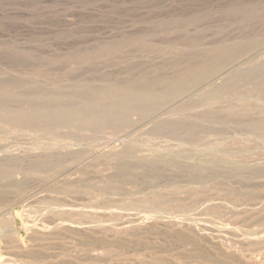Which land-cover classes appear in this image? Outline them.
Returning <instances> with one entry per match:
<instances>
[{
  "label": "rangeland",
  "instance_id": "obj_1",
  "mask_svg": "<svg viewBox=\"0 0 264 264\" xmlns=\"http://www.w3.org/2000/svg\"><path fill=\"white\" fill-rule=\"evenodd\" d=\"M89 91L172 97L101 127L0 114V264H264V0H0V110Z\"/></svg>",
  "mask_w": 264,
  "mask_h": 264
},
{
  "label": "bare ground",
  "instance_id": "obj_2",
  "mask_svg": "<svg viewBox=\"0 0 264 264\" xmlns=\"http://www.w3.org/2000/svg\"><path fill=\"white\" fill-rule=\"evenodd\" d=\"M218 49V48H217ZM262 49V48H261ZM224 51V50H223ZM253 51V50H252ZM222 52V51H221ZM215 53H217L216 51H215ZM248 53V52H247ZM221 54V53H220ZM227 56V55H226ZM230 57V56H229ZM212 59V58H211ZM215 59V58H214ZM230 60V59H229ZM216 61V60H215ZM205 65V64H204ZM200 67V66H199ZM209 67V66H208ZM219 68V67H218ZM200 69V68H199ZM189 74H191V73H189ZM184 75H186V74H184ZM193 75V74H192ZM198 75V74H197ZM203 76V75H202ZM192 77V76H191ZM186 78H188V77H186ZM209 78V77H208ZM202 79V77H201V75H199V77H194L193 79H191V82H189V84H191V85H195V84H198L199 82H200V80ZM25 81V80H24ZM187 81H189V80H187ZM184 82V81H183ZM186 82V81H185ZM177 83H179V82H177ZM181 83V82H180ZM143 84V83H142ZM182 84V83H181ZM180 84V85H181ZM184 84V83H183ZM186 84H188V83H186ZM188 84V85H189ZM210 84V83H209ZM27 85H29V84H27ZM95 85V84H94ZM167 85V84H166ZM170 85V84H169ZM172 85V84H171ZM170 85V86H171ZM178 85V84H177ZM177 85H176V87H177ZM187 85V86H188ZM213 85H215V84H213ZM21 86V85H20ZM77 86H79V85H77ZM99 86V85H98ZM169 86V87H170ZM175 86V85H174ZM196 86V85H195ZM42 87V86H41ZM72 87V86H71ZM112 87V86H111ZM189 87V86H188ZM187 87V88H188ZM190 87H192V86H190ZM147 88V87H146ZM164 88V87H163ZM174 88V87H173ZM187 88L186 87H180L179 89H176V91L178 90L180 93H184L186 90H187ZM31 89V88H30ZM25 90V89H24ZM23 90V91H24ZM37 90V89H36ZM49 90H51V89H49ZM116 90V92H117V88L115 89ZM150 90V89H149ZM190 90V89H189ZM47 91V90H46ZM86 91V90H85ZM84 91V92H85ZM222 91V90H221ZM6 92V91H5ZM9 92V91H8ZM30 92V91H29ZM37 92V91H36ZM40 91H38V93H39ZM67 92H69V91H67ZM83 92V93H84ZM90 93H89V96H90V94H91V91H89ZM112 92H113V90H112ZM171 92H172V90H171ZM10 93V92H9ZM37 93V94H38ZM52 93V92H51ZM86 93H88V92H86ZM93 93V92H92ZM95 93L96 92H94V94H91L92 96H90V97H92L93 98V102H91L92 100H90V99H88L89 101H90V103H86V105L85 106H81V107H77V108H74V109H70V105H72L73 103H72V101H75L74 99H76L77 97H74V98H71V99H69V102L70 103H72V104H70L69 105V109H67V108H64V107H62V105L60 106V102H64V100L62 101V98H57V99H55L54 97H53V99L52 98H42L40 95H35V94H33V95H35L34 96V98L31 100L32 102H34V103H36V105L35 106H27V107H29L28 109H26V107L25 108H23V110H20V111H13L12 109V111L9 109V110H3V111H1L0 110V114L2 115V116H4V118H7L9 121H13L15 124H18V127L20 128V126L19 125H22V126H33L34 128L36 127V128H40V129H45V131H47L46 129H48V130H50V129H52L51 127H53V126H55L56 125V127L53 129V130H56L59 126H61L59 123H65V124H69L70 126H93V127H101V126H104V125H107V124H112V123H116V124H118V122H127L128 123V119L133 115V114H135V113H140V114H143V115H150V114H152V113H155V111L158 109V107H159V105H161V103L162 102H166L168 99H170L172 96L171 95H163V96H158V95H149V96H141V97H139V95H138V98H136L135 97V99H130V98H126V97H122V98H120L117 102H112L113 104H104V103H101V101L98 99V96L97 95H95ZM118 93V92H117ZM123 93V92H122ZM31 94V93H30ZM97 94V93H96ZM99 94V93H98ZM164 94V93H163ZM216 94V93H215ZM48 95V94H47ZM53 95V94H52ZM60 95H61V93H60ZM85 95V94H84ZM93 95H94V97L95 98H97V99H95L94 97H93ZM174 95L176 96V94L174 93ZM174 95H173V97H174ZM184 95V94H183ZM3 96H4V98H3ZM1 95V93H0V102H3L6 98H5V96H6V94L5 95ZM30 96V95H29ZM66 96V95H65ZM64 96V98H66ZM101 96V95H100ZM99 96V97H100ZM105 96H107V95H105ZM112 96H118V95H112ZM137 96V95H136ZM182 96V95H181ZM263 96H264V94H263ZM19 97H20V95H19ZM19 97L17 96V95H15V93L13 94H11V95H9V98H7L8 100H14V102H15V100H19ZM22 97V96H21ZM60 97V96H59ZM62 97V96H61ZM69 97V96H68ZM85 97V96H84ZM87 97H88V94H87ZM89 97V98H90ZM108 97V96H107ZM119 97V96H118ZM128 97V96H127ZM27 98V97H26ZM29 98V97H28ZM70 98V97H69ZM111 98V97H110ZM116 98V97H115ZM214 98V97H213ZM218 98V97H217ZM79 99V98H78ZM101 99H102V97H101ZM107 99V98H106ZM175 98H173V100H174ZM200 99V98H199ZM215 99V98H214ZM21 100V99H20ZM68 100V99H67ZM103 100H105V99H103ZM115 100V99H114ZM23 101V100H22ZM26 101H30V100H26L25 99V102ZM65 101H66V99H65ZM78 101V100H77ZM87 101V100H86ZM80 102V101H79ZM104 102V101H103ZM106 102V101H105ZM111 102V101H110ZM109 102V103H110ZM168 102H169V100H168ZM168 102H166V103H168ZM202 102V101H201ZM264 102V101H263ZM27 103V105H29L28 104V102H26ZM30 103V102H29ZM41 104V103H43L42 105H45V107H43L42 106V108L41 107H39L38 105L39 104ZM84 103V102H83ZM82 104V103H81ZM80 104V105H81ZM201 104V103H200ZM258 104V103H257ZM84 105V104H83ZM211 105V104H210ZM47 106V107H46ZM73 106V105H72ZM79 106V105H78ZM262 106V105H261ZM264 106V105H263ZM4 107V106H3ZM15 107V106H14ZM23 107V106H22ZM73 107H76L75 106V103H74V106ZM73 107H71V108H73ZM187 107V106H186ZM194 108H195V106H194ZM219 108V107H218ZM15 109V108H14ZM261 109V108H260ZM180 110V109H179ZM187 110V109H186ZM193 110V109H192ZM224 110V109H223ZM258 110H259V108H258ZM253 111V110H252ZM234 113V112H233ZM236 113V112H235ZM180 114V113H179ZM229 114V113H228ZM239 114V113H238ZM224 116V115H223ZM244 116V115H243ZM221 117V116H220ZM234 117V116H233ZM251 118V117H250ZM247 119V118H246ZM130 120V119H129ZM264 120V119H263ZM130 122V121H129ZM257 122V121H256ZM9 123V122H8ZM123 123H121V124H123ZM261 123V122H260ZM59 124V125H58ZM64 124V125H65ZM125 124V123H124ZM129 124V123H128ZM131 124V123H130ZM247 124H249L250 125V123H247ZM58 125V126H57ZM252 125H254V124H252ZM256 125V124H255ZM262 125V124H261ZM21 126V127H22ZM257 127H258V125H256ZM16 127V126H15ZM32 127V128H33ZM106 127V126H105ZM257 127H255V128H257ZM26 128H28V127H25V129ZM60 128V127H59ZM65 128V127H64ZM83 128V127H82ZM241 128V127H240ZM239 128V129H240ZM248 128V127H247ZM253 128H254V126H253ZM24 129V128H23ZM22 129V130H23ZM39 129V130H40ZM250 129H252V127L250 128ZM259 129V128H258ZM8 130V129H7ZM27 130V129H26ZM29 130V129H28ZM59 130V129H58ZM74 130V129H73ZM95 130V129H94ZM44 131V130H43ZM70 131V130H69ZM254 131H256L255 129H254ZM260 131V130H259ZM27 133V132H26ZM47 133V132H46ZM52 133V132H51ZM83 133H85L84 131H83ZM223 133V132H222ZM263 133V132H262ZM8 134H10V133H8ZM71 134V133H70ZM76 134V133H75ZM261 134V133H260ZM51 135V134H50ZM90 135H92V134H90ZM258 135V134H257ZM7 136V135H6ZM25 136V135H24ZM10 137V136H9ZM93 137V136H92ZM5 138V137H4ZM30 138V137H29ZM45 138V137H44ZM43 138V139H44ZM68 138V137H67ZM83 138H86V137H83ZM130 138V137H129ZM42 139V138H41ZM46 139V138H45ZM74 139V138H73ZM32 140V139H31ZM65 140V139H64ZM72 140V139H71ZM226 140V139H225ZM237 141V140H236ZM3 142V141H2ZM12 142V141H11ZM31 142V141H30ZM209 142V141H208ZM239 142V141H238ZM237 142V143H238ZM47 143V142H46ZM62 143V142H61ZM64 143V142H63ZM62 143V144H63ZM101 143V142H100ZM132 144V143H131ZM204 144V143H203ZM40 145V144H39ZM66 145V144H65ZM137 146V145H136ZM140 146V145H139ZM149 146H150V144H149ZM148 146V147H149ZM63 147V146H62ZM204 147V146H203ZM127 148V147H126ZM125 148V149H126ZM132 148V147H131ZM130 149V148H129ZM153 149V148H152ZM162 149V148H161ZM190 149V148H189ZM62 150V149H61ZM186 150V149H185ZM205 150V148L203 149V151ZM35 151V150H34ZM65 151V150H64ZM157 151V150H156ZM188 151V150H187ZM202 151V150H201ZM210 151H211V149H210ZM120 152V151H119ZM138 152V151H137ZM163 152V151H162ZM192 152V151H191ZM195 152V151H194ZM219 152V151H218ZM226 152V151H225ZM168 153V152H167ZM172 153V152H171ZM184 153V152H183ZM193 153V152H192ZM52 154V153H51ZM126 154H129V151H128V153H126ZM209 154V153H208ZM120 155V154H119ZM146 156V155H145ZM128 157H129V155H128ZM195 157V156H194ZM212 157V156H211ZM210 157V158H211ZM130 158V157H129ZM193 158V157H192ZM220 158H222V157H220ZM226 158V157H225ZM230 158V157H229ZM219 159V158H218ZM164 160V159H163ZM209 160V159H208ZM211 160V159H210ZM235 160V159H234ZM238 160V159H237ZM214 161V160H213ZM212 161V162H213ZM218 161V160H217ZM45 162V161H44ZM162 162V161H161ZM179 162V161H178ZM177 162V163H178ZM211 162V163H212ZM56 163V162H55ZM163 163V162H162ZM167 163V162H166ZM200 163V162H199ZM217 163V162H216ZM45 164V163H44ZM47 164V163H46ZM250 164V163H249ZM2 166V165H1ZM199 166V165H198ZM203 166V165H202ZM230 166V165H229ZM243 166V165H242ZM245 166V165H244ZM38 167H40V166H38ZM37 167V168H38ZM43 167V166H42ZM219 167V166H218ZM46 168V167H45ZM56 168V167H55ZM241 168V167H240ZM34 169H35V167H34ZM51 169V168H50ZM257 169V168H256ZM11 171V170H10ZM15 170H13V172H14ZM248 171V170H247ZM1 172H3V171H1ZM0 172V173H1ZM6 172H8V171H6ZM38 172V171H37ZM242 172V171H241ZM9 173V172H8ZM10 173H12V172H10ZM7 174V173H6ZM29 174V173H28ZM245 174V173H244ZM2 175H5V172H4V174H2ZM10 176L12 175V174H9ZM253 176V175H252ZM7 177V176H6ZM6 177H4L3 176V178H6ZM233 177V176H232ZM2 178V177H1ZM13 178V177H12ZM261 181V180H260ZM189 182V181H188ZM193 186V185H192ZM177 187V186H176ZM185 187H187V186H185ZM185 187L183 188V189H185ZM55 188V187H54ZM89 188V187H88ZM102 188V187H101ZM117 188V187H116ZM163 188V187H162ZM174 190H175V188H173ZM181 189V188H180ZM98 190V189H97ZM107 190V189H106ZM188 190V189H187ZM134 191V190H133ZM66 192V191H65ZM70 192V191H69ZM68 192V193H69ZM112 192V191H111ZM156 192V191H155ZM160 192V191H159ZM189 192V191H188ZM56 193V192H55ZM75 193H76V191H75ZM81 193H84V192H81ZM107 193V192H106ZM158 193V192H157ZM182 193V192H181ZM63 194V193H62ZM108 194V193H107ZM110 194V193H109ZM116 194H117V191H116ZM122 194V193H121ZM130 194V193H129ZM177 194V193H176ZM180 194V193H179ZM193 194V193H192ZM49 195V194H48ZM94 195V194H93ZM92 195V196H93ZM168 195V194H167ZM195 195V194H194ZM90 196V195H89ZM103 196V195H102ZM115 196V195H114ZM137 196V195H136ZM1 197V196H0ZM116 197V196H115ZM139 197V196H138ZM45 198V197H44ZM49 198V197H48ZM89 199H90V197H88ZM92 198V197H91ZM94 198V197H93ZM96 198V197H95ZM99 198V197H98ZM97 198V199H98ZM114 199V198H113ZM156 199V198H155ZM90 200H92V199H90ZM93 200H95V199H93ZM100 200V199H99ZM117 200V199H116ZM160 200V199H159ZM178 200V199H177ZM40 201V200H39ZM47 201V200H46ZM111 201V200H110ZM114 201V200H113ZM112 201V202H113ZM140 200H138V202H139ZM164 201V200H163ZM127 202V201H126ZM125 202V203H126ZM137 202V201H136ZM148 202V201H147ZM49 203H50V201H49ZM57 203V202H56ZM93 203V202H92ZM119 203V202H118ZM117 203V204H118ZM142 203V202H141ZM149 203V202H148ZM163 203H165V201L163 202ZM233 203V202H232ZM107 204V203H106ZM123 204V203H122ZM134 204V203H133ZM144 204V203H143ZM154 204V203H153ZM156 204H158V203H156ZM160 204H161V202H160ZM68 205V204H67ZM102 205V204H101ZM108 205V204H107ZM159 205V204H158ZM164 205V204H163ZM45 206V205H44ZM59 206V205H58ZM71 206V205H70ZM99 206V205H98ZM104 206V205H103ZM102 206V207H103ZM120 206V205H119ZM127 206H128V203H127ZM143 206V205H142ZM141 206V207H142ZM157 206V205H156ZM165 206V205H164ZM177 206V205H176ZM181 206V205H180ZM179 206V207H180ZM72 207V206H71ZM160 207V206H159ZM163 207V206H162ZM161 207V208H162ZM43 208V207H42ZM140 208V207H139ZM146 208V207H145ZM160 208V209H161ZM174 208V207H173ZM191 208V207H190ZM52 209H54V206H53V208ZM74 209V208H73ZM113 209V208H112ZM61 210V209H60ZM150 210V209H149ZM176 210V209H175ZM52 211V210H51ZM74 211H77V210H74ZM111 211V210H110ZM132 211V210H131ZM131 211H130V213H131ZM135 211V210H134ZM170 211V210H169ZM181 211V210H180ZM184 211V210H183ZM189 211V210H188ZM89 212V211H88ZM136 212V211H135ZM93 213V212H92ZM92 213H90V214H92ZM107 213V212H106ZM133 213V212H132ZM137 213V212H136ZM139 213V212H138ZM55 214V213H54ZM83 214V213H82ZM101 214V213H100ZM99 214V215H100ZM180 214V213H179ZM5 215V214H4ZM59 215V214H58ZM87 215H89V214H87ZM95 215H97V214H95ZM112 215V214H111ZM147 215V214H146ZM184 215V214H183ZM48 216V215H47ZM114 216V215H113ZM126 216V215H125ZM149 216V214L147 215V217ZM182 216V215H181ZM186 216V215H185ZM116 217V216H115ZM164 217V216H163ZM106 218V217H105ZM150 218V217H149ZM166 218H167V216H166ZM172 218V217H171ZM233 218V217H232ZM56 219V218H55ZM222 219V218H221ZM27 220V219H26ZM63 220V219H62ZM72 220V219H71ZM146 220V219H145ZM197 220V219H196ZM201 220H203V219H201ZM213 220V219H212ZM64 221V220H63ZM159 221H161V220H159ZM211 221V220H210ZM209 221V222H210ZM225 221H227V220H225ZM107 222V221H106ZM163 222V221H162ZM218 222V221H217ZM246 222V221H245ZM111 223V222H110ZM206 223V222H205ZM70 224V223H69ZM105 224V223H104ZM107 224H108V222H107ZM215 224V223H214ZM225 224V223H224ZM223 224V225H224ZM230 224V223H229ZM73 225V224H72ZM71 225V226H72ZM78 225H79V223H78ZM185 225V224H184ZM222 225V224H221ZM228 225V224H227ZM260 225V224H259ZM258 225V226H259ZM191 226V225H190ZM193 227V226H192ZM229 227V226H228ZM236 227V226H235ZM196 228V227H195ZM237 228V227H236ZM102 229H104V228H102ZM34 230V229H33ZM106 230V229H105ZM212 230V229H211ZM219 230V229H218ZM228 231V230H227ZM213 232V231H212ZM251 233V232H250ZM230 235H232V234H230ZM248 235V234H247ZM250 235V234H249ZM241 236V235H240ZM244 236V235H243ZM255 236V235H254ZM258 236V235H257ZM186 240V239H185ZM190 242V241H189ZM237 243V242H236ZM209 260V259H208ZM244 262V261H243ZM254 264V263H253Z\"/></svg>",
  "mask_w": 264,
  "mask_h": 264
}]
</instances>
